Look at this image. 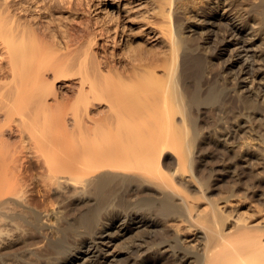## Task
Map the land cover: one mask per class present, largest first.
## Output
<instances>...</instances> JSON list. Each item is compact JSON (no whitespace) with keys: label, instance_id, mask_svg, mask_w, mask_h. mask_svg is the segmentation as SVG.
I'll list each match as a JSON object with an SVG mask.
<instances>
[{"label":"bare ground","instance_id":"bare-ground-1","mask_svg":"<svg viewBox=\"0 0 264 264\" xmlns=\"http://www.w3.org/2000/svg\"><path fill=\"white\" fill-rule=\"evenodd\" d=\"M97 2L112 15L81 16ZM263 32L264 0H0V120L22 116L0 126V263L101 264L141 230L150 264H264L237 203L264 177Z\"/></svg>","mask_w":264,"mask_h":264},{"label":"rangeland","instance_id":"rangeland-1","mask_svg":"<svg viewBox=\"0 0 264 264\" xmlns=\"http://www.w3.org/2000/svg\"><path fill=\"white\" fill-rule=\"evenodd\" d=\"M111 3H112V1H110ZM98 4H96V5H93L90 9H91V11H90V9H88L87 7H85V5H83V6H81L82 8H80V13H81V16L82 15H90V19L93 21V22H96L97 20V18H99V20H101V19H103V16H108V15H112V14H109L110 13V11H111V5H109L107 8H104L105 7V3L103 2V3H99V2H97ZM147 5V4H146ZM145 5V6H146ZM85 8H87V10L86 11H84V12H82V10H85ZM106 9L108 10L107 11V13H106ZM89 10V11H88ZM89 12H90V14H89ZM104 12H105V14H104ZM109 12V13H108ZM58 13V14H57ZM56 13V15H58V16H60V14H63L62 16L63 17H65L66 15H68L69 16V14H70V16H71V13L70 12H68V11H66L65 13H64V11H61V12H57ZM84 13V14H83ZM100 14H101V16H100ZM98 15V16H97ZM67 16V17H68ZM93 16V18H91ZM67 17H65V18H67ZM72 18H74V15H72L71 16ZM88 17V16H87ZM116 17V16H115ZM89 18V17H88ZM66 20V19H65ZM118 20L119 21H121V27L123 28L124 27V22H125V20H124V17L123 16H121V19H119L118 18ZM127 20V19H126ZM253 20H255V19H253V18H251L250 19V21H252L253 22ZM198 22V21H197ZM254 23H256V21L254 22ZM126 28H127V26H125ZM193 32V33H192ZM191 33H192V35L194 34L195 36H198L199 35V33H197V32H195L194 30L192 31ZM196 33V34H195ZM249 33H251V32H249ZM263 34V35H262ZM260 36V37H259ZM259 36L257 35L256 37H254V39H255V41L253 42L254 43V45L253 46H255V47H251L250 48V52H252L253 50H254V52H255V61H256V65H260V66H263L261 69H262V71L264 72V65H262V64H264L263 63V59H264V32L263 33H261V35L259 34ZM253 39V40H254ZM261 41H260V40ZM260 41V42H259ZM256 44V45H255ZM231 48L232 47H229L226 51V53H225V55H230V51L229 50H231ZM251 49H252V51H251ZM228 53V54H227ZM263 53V54H262ZM263 58V59H262ZM214 59H216L215 61H216V63L218 62L219 63V61H221V60H219V58L217 57H215ZM258 65V66H259ZM4 81V79H0V82L2 83ZM263 83H264V79L263 80H261ZM0 83V84H1ZM102 104V103H101ZM199 115H200V121H202V131L203 130H205L204 132H206L205 133V135H209L210 134V128H208L209 126L206 124L207 122L205 121V118H204V116L205 117H207V115H206V113H204V112H202V111H200L199 112ZM204 119H203V118ZM20 118H22V116L19 114V115H17V119H16V121H14V122H11V121H6V120H0V126H2L3 128H7L9 125H12V126H14L15 128H18L19 127V125L21 124V119ZM203 119V120H202ZM20 123V124H19ZM208 124H210L209 122H208ZM212 127V129H213V125L211 126ZM262 130H263V128H262ZM264 131V130H263ZM204 132H202L203 134H204ZM207 136H205L204 138H202V142L204 141V142H206V143H204V145H206L207 146V144H208V140L206 139L207 138ZM12 138L10 139V142L12 143V141L13 142H16V141H20V136H19V134H13L12 136H11ZM237 139V141H239V142H241L242 140H244L245 138L244 137H242L241 136V133L240 134H238V138H236ZM231 141H232V139H231ZM235 145H236V143H235ZM238 147V146H237ZM238 149V148H237ZM201 152V151H200ZM201 154V153H200ZM202 156V158L204 157L203 156V154L201 155ZM168 160H172V157L171 158H169ZM215 161H217V158H215ZM219 161L221 162L222 160L220 159H218V161L217 162H215V164L213 165V171H216V172H214V173H217V174H219L220 176H222V178H224V179H229V177L231 178V176H230V174L227 172V169H226V166H227V162L225 163V161L223 160L222 161V163H219ZM227 161H229V160H227ZM205 162V163H204ZM206 163H207V165H206ZM224 163L226 164V165H224ZM239 165L237 166V171L239 172V174H241V175H243V174H246L245 176L243 175V181H245V180H247L248 178H247V174H248V172L251 170V167L249 166V165H247L246 163H243V162H240V163H238ZM200 166V168L201 169H203L204 171H205V169H209L210 167H208V162L206 161V160H204L203 161V163L201 162L200 164H199ZM207 166V168H206V166ZM205 166V167H204ZM204 167V168H203ZM202 171V170H201ZM208 172V171H207ZM219 172V173H218ZM247 172V173H246ZM201 173V172H200ZM202 173L204 174V172L202 171ZM202 174V175H203ZM222 174V175H221ZM209 175V174H208ZM247 182V181H246ZM249 184L251 183H253L252 181L250 182H248ZM257 183V182H256ZM250 184V186H252ZM259 184V183H258ZM257 184V185H258ZM245 186H246V184H244ZM244 185H243V188H244ZM259 186V185H258ZM257 186V187H258ZM251 188H252V190H251ZM251 188H249L250 190L248 191L247 189H246V192H247V195H245L244 197H241L240 198V200L239 201H237V203H238V207L241 209V210H243V211H245L246 213H248L249 215H250V217H249V219L250 220H252V221H261V220H264V199H263V197H264V193H263V195L261 194L262 193V191L264 192V177H263V180H262V184H261V186H259L258 188H256V187H254V189H253V187H251ZM256 188V189H255ZM255 191V192H254ZM72 202L74 203H71L72 205H71V207H70V211L69 212H67V213H69V216H70V218L71 217H73L72 219H75L74 218V216L76 215V218H78V216H79V211L81 212V210H82V207H83V202H82V198H80V199H74V200H72ZM81 204H82V207H81ZM78 206H80L81 208H79ZM85 207V206H84ZM78 208H79V210H78ZM78 221H80V218H78ZM170 225H172L171 223H170ZM170 225H168V224H166V228L167 229H169V230H174V228L172 227V226H170ZM113 233V240L112 241H110L108 244H106L105 243V248H106V250H107V254L109 255V257H110V261H108V262H106V261H103L104 259L102 258L101 259V264L103 263V264H128V262L129 261H131V262H133V261H135V263L134 264H150L151 263V260H152V258L150 257V252H149V250H148V247L147 246H145V245H142V246H140L139 245V243H136V242H138V240L139 241H143V238H146V236H147V234H145L144 235V233H142V231L141 230H134L133 232H131V234H129V233H125V235H122V232H112ZM115 233V234H114ZM119 233V234H118ZM122 235V236H121ZM144 237H143V236ZM119 236H120V238H119ZM183 236L185 237L186 236V233H183ZM117 237V238H116ZM136 238V242H133L132 243V240H134ZM194 237L192 236V237H190L189 238V240L191 241L192 239H193ZM36 241H38V239L36 240ZM193 242V241H192ZM38 244L40 243H42V242H40V241H38L37 242ZM134 243H136V244H134ZM196 243H197V241H196ZM17 246H19L20 247V249H22V250H20L19 249V251H18V248H17ZM15 248L17 249L16 251H17V253H23L24 251H25V248L27 247V246H24V245H22V244H19V245H17ZM140 246V247H139ZM139 248V249H138ZM39 249H41L45 254L47 253V255H49L50 256V253H52V250L49 248V247H47V246H43V247H39L37 250H39ZM50 251H49V250ZM24 250V251H23ZM28 252V251H27ZM43 252H41L40 251V253H43ZM50 252V253H49ZM54 253H52L51 255H53ZM135 254H138L137 255V258H138V261H137V258L135 259V258H133L132 256L133 255H135ZM32 255H34L35 256V254H32ZM31 255V257L30 256H27V257H30V258H33V259H35L36 257H34V256H32ZM7 256V257H6ZM5 257L7 258V260L9 259V261H7L6 260V258L4 259V260H6L5 261V264H19V262H18V260H17V256L15 255V254H9V255H6ZM11 256H13L12 257V259H11ZM15 256V257H14ZM132 258V259H131ZM141 258V260H139ZM15 259V260H14ZM17 260V261H16ZM141 261V263H138V262H140ZM146 261V262H145ZM161 261H166V258H162L161 259ZM17 262V263H16ZM87 263H85V264H91L92 263V261L91 260H88V261H86ZM137 262V263H136ZM1 264V263H0ZM2 264H3V262H2ZM76 264V263H75ZM93 264H95L94 262H93ZM96 264H99V263H96Z\"/></svg>","mask_w":264,"mask_h":264}]
</instances>
